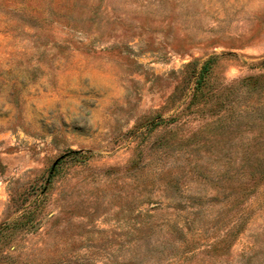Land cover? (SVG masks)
Here are the masks:
<instances>
[{
    "label": "rangeland",
    "instance_id": "1",
    "mask_svg": "<svg viewBox=\"0 0 264 264\" xmlns=\"http://www.w3.org/2000/svg\"><path fill=\"white\" fill-rule=\"evenodd\" d=\"M0 264H264V0H0Z\"/></svg>",
    "mask_w": 264,
    "mask_h": 264
}]
</instances>
